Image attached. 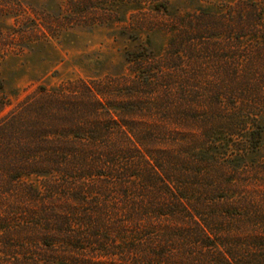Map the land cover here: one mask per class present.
I'll return each instance as SVG.
<instances>
[{
    "label": "trees",
    "instance_id": "trees-1",
    "mask_svg": "<svg viewBox=\"0 0 264 264\" xmlns=\"http://www.w3.org/2000/svg\"><path fill=\"white\" fill-rule=\"evenodd\" d=\"M237 9L183 16L201 35L124 56L128 75L15 104L0 81V260L264 264V9Z\"/></svg>",
    "mask_w": 264,
    "mask_h": 264
},
{
    "label": "rangeland",
    "instance_id": "rangeland-1",
    "mask_svg": "<svg viewBox=\"0 0 264 264\" xmlns=\"http://www.w3.org/2000/svg\"><path fill=\"white\" fill-rule=\"evenodd\" d=\"M68 1L0 0V81L13 104L38 86L128 75L124 56H157L174 36L201 35L197 25L183 20L198 9L209 11L216 24L228 26H234L240 3L255 1L264 9V0H91L89 10L79 17L68 11ZM72 1L76 7L81 2ZM261 156L264 145L256 158L263 163ZM20 238L9 236L17 246H22Z\"/></svg>",
    "mask_w": 264,
    "mask_h": 264
}]
</instances>
